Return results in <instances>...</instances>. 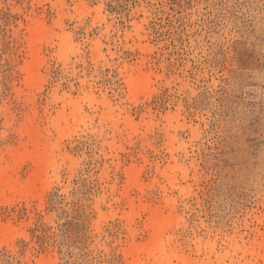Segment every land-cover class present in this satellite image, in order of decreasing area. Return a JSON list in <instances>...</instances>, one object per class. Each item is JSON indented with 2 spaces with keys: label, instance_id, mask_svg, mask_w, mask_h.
<instances>
[{
  "label": "rangeland",
  "instance_id": "rangeland-1",
  "mask_svg": "<svg viewBox=\"0 0 264 264\" xmlns=\"http://www.w3.org/2000/svg\"><path fill=\"white\" fill-rule=\"evenodd\" d=\"M0 264H264V0H0Z\"/></svg>",
  "mask_w": 264,
  "mask_h": 264
},
{
  "label": "bare ground",
  "instance_id": "bare-ground-1",
  "mask_svg": "<svg viewBox=\"0 0 264 264\" xmlns=\"http://www.w3.org/2000/svg\"><path fill=\"white\" fill-rule=\"evenodd\" d=\"M158 231H159V227H158V226H156V227H155V234H157V233H158Z\"/></svg>",
  "mask_w": 264,
  "mask_h": 264
}]
</instances>
